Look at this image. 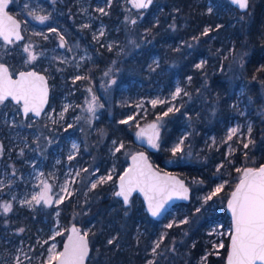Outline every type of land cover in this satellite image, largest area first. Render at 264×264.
Instances as JSON below:
<instances>
[{
	"label": "trees",
	"instance_id": "1",
	"mask_svg": "<svg viewBox=\"0 0 264 264\" xmlns=\"http://www.w3.org/2000/svg\"><path fill=\"white\" fill-rule=\"evenodd\" d=\"M128 1L113 0L109 15L104 19L110 28L109 36L116 38L119 43L110 50L95 43L88 29H84L83 32L87 33V36H84L83 32L80 33L67 18L66 15L75 11V0H58L55 7L50 3L46 5L54 18L62 17L63 24L72 30L69 43L80 38L81 44L91 47L93 57L85 62L83 68L87 79H81V83L96 89L98 77L106 68L115 64L116 71L122 67L123 73L119 74L120 80L114 86L112 94V111L102 114L96 123L97 126L104 130L108 140H116L125 145L120 152H117V157L121 156L124 150H141L134 141L137 133L135 121L120 123L126 120L129 110L126 106L130 102L128 100L133 99L135 92L132 87L133 81L142 83L147 89L150 73L148 68L152 66V58L155 55L160 57L164 72L169 67L176 66L175 59H178L177 63H183L176 75L182 80V84L186 83V76H191V93L195 94L198 90L208 87L209 92L205 94V98L209 100L200 103L204 95L200 92L196 94V101L185 110L169 113L168 116L163 117L161 145L159 149H147V152L156 168L178 174L189 184L195 179L207 180L209 174L215 172L214 166H206L205 172L201 165L185 163L182 159L183 154L173 155L170 149L180 138L182 130L189 128L191 132L184 145L195 153H201L203 151L201 148L205 146L204 142L209 135L219 137L227 129L233 118L231 104L238 99L237 92L241 91L240 96L247 105L249 114L253 113L255 116L250 134V139L254 142L249 143L248 148L237 149L227 159L224 148L219 157L213 155L216 162L221 160L225 163L223 166L224 173L227 174L225 176L227 183L219 195H224V199H228L241 177L237 169L255 168L264 163V113L261 111L264 91V0H250L246 12L239 11L229 0H154L150 8L141 10L143 15L136 19V24L127 22L130 29L135 28L136 33H133V36L123 28L125 23L123 7L132 8L134 13L137 11ZM208 2L211 3L210 6ZM209 7L212 9L211 13ZM11 12L22 21L27 39L32 37L40 44L47 42L45 35L31 27L22 7L13 2ZM207 28L210 29L208 35H203ZM138 35L147 38L142 39ZM182 42L185 45H180ZM123 48L132 50L126 63L127 70H124L125 64L122 62L126 57V50L124 54L118 53ZM226 50H230L232 55L234 53L241 55L239 63H236L238 79L234 91L231 90L228 80L231 71L228 73L226 70L228 59H223ZM201 58L206 60L202 69L196 67ZM9 62L17 70L24 67L22 57L14 49L13 57ZM229 63H232L230 59ZM219 67H222L223 71H219ZM37 69L44 71L42 68ZM158 77L168 86L169 83L172 84L175 74L172 77L168 75ZM50 84L52 95L49 108L59 92L57 78L50 76ZM158 110L162 114L166 108L159 107ZM239 114L238 111L236 115ZM140 116L144 117L142 122L156 121L157 118L156 111L148 108L146 115L140 114ZM4 143L8 147L6 138ZM210 150H216L215 146ZM128 162L129 158H121L119 174L124 172ZM113 193L114 189H107V185L97 187L91 192V200L87 205L82 204L81 201L74 202L73 198L76 195L61 205L51 208L30 210L15 204L11 212L0 215V248L7 240L17 241L20 237L32 239L41 234L46 238L50 237L56 223V211L59 209L58 217L64 226L68 227L76 223L82 225L84 229L91 228L89 237L92 255L88 264H147L151 258L156 264H184L185 257L174 256L168 247L186 236L183 231L186 225L166 229L162 222L148 215L140 197L135 196L132 205L125 207ZM108 194L109 198H107ZM134 203H138L139 207L135 208ZM223 220L230 222L225 210H223ZM21 229H24V232L19 235L17 231ZM164 232L166 236L158 250L160 255L153 256L154 243ZM65 238L61 236L62 243ZM186 238L187 246L183 247V251L191 252L189 264H194V260L199 258L206 248L204 234L194 231ZM109 240L114 242L109 244ZM164 249L166 251L162 253ZM227 253L228 242L218 258L209 256L210 263L226 264Z\"/></svg>",
	"mask_w": 264,
	"mask_h": 264
},
{
	"label": "rangeland",
	"instance_id": "2",
	"mask_svg": "<svg viewBox=\"0 0 264 264\" xmlns=\"http://www.w3.org/2000/svg\"><path fill=\"white\" fill-rule=\"evenodd\" d=\"M19 7H22L26 12L27 19L32 28H36L38 32H41L47 40L45 43L40 44L32 37L21 42L19 45L14 46V50L17 54L22 57V65L25 68L43 67L44 70L50 75L57 78L59 86L57 90L59 91L53 104L40 119L21 117V109L19 107H14L11 104H5L0 106V146H2V152H0V160L3 159L8 152L9 154L14 153L11 162H4V165L0 163V215H5L2 210V205L7 202L13 206L15 204L25 207L30 210H37L42 207H54L59 206L62 203H56V197L63 196L64 201L72 198L76 195L74 202L81 201L82 204L87 205L91 200L90 194L97 187L107 185V189L114 191L117 190V180L120 177L119 174V163L121 158H129L135 151L124 150L121 156L117 157V152L114 153L112 149L114 148L113 141L108 140L107 134L104 130L97 126V121L101 118L102 114L108 111H112V94L114 86L119 82V74L122 67L115 71V64L106 68L102 74L98 77L99 81L97 83L96 89L90 85H85L81 83L80 80H75L76 76L86 77V72L84 71L85 62L92 59V51L90 46H84L80 43V38L77 41H71L69 43L68 39L72 38V30L65 26L61 21L62 17L54 18L50 10L46 7L49 3L52 7L57 5L58 0H13ZM111 5L113 0H110ZM210 6L211 3L208 2ZM75 11L70 12L67 16L76 26V29L82 33L84 29H88L91 38L95 43L100 44L109 49H111L119 43L116 38H111L109 36V27L107 22L104 20L105 17L109 15L110 7H108V0H75ZM105 8L107 15H101L97 8ZM125 12V23L124 31L128 32L129 35L136 33L135 28H129L127 22L131 20H136L143 15L142 11L134 10L132 8L123 7ZM133 11V12H132ZM31 13L35 15H49V20L41 24L38 20L34 19ZM88 24L89 27H83ZM49 25H54L50 27ZM50 27V28H49ZM103 28L104 36L99 37V31ZM55 28L56 31H51ZM208 29V28H207ZM35 30V29H33ZM49 31V32H48ZM59 33V35H57ZM94 34L99 37V39H94ZM62 35L66 44L64 47H60L59 36ZM84 36H87L86 32H83ZM133 36V35H132ZM142 39L147 37L144 35H138ZM198 43V42H197ZM200 44V43H198ZM31 45L32 49L36 53H43L40 55L36 61H29L28 55L23 51L24 47ZM180 45H185L183 42ZM117 46V45H116ZM188 46V45H187ZM186 47V46H185ZM71 49V51H69ZM126 50V57L122 60L125 64L124 70H127L126 63L130 58L132 53L131 49H122L118 53L124 54ZM228 59V69L227 72L231 71L229 77L231 90L234 91L237 83V67L236 63H239L241 55L233 54L230 50H226ZM175 59V58H174ZM225 59V60H227ZM229 59L232 63H229ZM182 59H180L181 61ZM178 59H175L176 66L169 67L165 72L162 70V64L160 62V57L158 55L152 58V67L156 64L159 66L156 71H151L149 73V79L147 84V89H145L142 83H137L133 81L132 87H134L133 99L130 101L126 107H129L126 120L130 116H135L134 120H129L130 122L135 121L140 127H144L149 122H142L144 117L140 116L146 115V109L151 111H156V116L161 115L159 113V107L168 108V104L157 105L155 108L152 107L150 101L153 99H170L171 94L175 91L176 87H181L186 89L189 93L190 85L188 81V76L185 77V84H182V80L176 75L179 73V68L183 62L177 63ZM206 61L201 58L198 62ZM222 61V60H221ZM205 65V64H204ZM111 69V71H109ZM150 69V68H148ZM221 67H219L220 71ZM108 72V76L105 73ZM175 74L172 80V84L169 83L168 86L165 85V81L160 80L158 76H170ZM115 80L116 83L112 84L111 81ZM167 80V79H166ZM79 81V82H78ZM168 81V80H167ZM172 85V86H171ZM56 87V86H55ZM172 88V89H171ZM91 89V91H88ZM202 93L200 103H206L209 99L205 98L207 94L208 87L198 90L195 94L191 93V96H182L177 98L174 103L180 107V110H185L190 104L196 101L198 93ZM197 94V95H196ZM241 91L237 92L238 99L232 102L231 107L233 109L230 124L228 125L225 132L217 137L216 135H209L205 140V146L201 148L203 150L201 153H195L189 147L184 145L183 161L190 164H198L205 169L206 166H214V173L209 174L208 179H195L190 181V185L193 190V198L189 204H179L176 205L169 215L162 221V225L167 229L166 225L172 223L173 227L181 226L180 222L184 219H188L189 223L185 224L183 228L186 236L181 237L178 243H171L168 250L174 254L176 257H185L184 264L190 263V251H183V247L187 246V238L194 231H199L204 234V242L206 248L203 254L199 258L194 260V264H219L216 262L210 263L209 256H207L206 262L202 261L207 253H212L213 257L218 258L225 247L229 232L232 230L231 219L230 222L223 220V210L226 211V204L228 199H224V195L213 196L211 200L205 203L204 198L215 190L217 186L221 183H227L224 173L225 163L219 160L216 162L213 155L217 157L220 153L225 151V158H229L237 149L243 147L244 143H247L250 139L247 128L251 125V130L253 127L254 114H249V109L247 105L243 102L240 96ZM95 96L97 99V110L95 116L92 113L87 112L88 104L87 102ZM136 99L135 101H133ZM212 100V99H211ZM143 102V107H137V105ZM213 101H211L212 103ZM103 105V107H99ZM236 105V108H233ZM67 107V110L65 108ZM237 109V110H236ZM243 113L239 116L236 113ZM261 111L264 113V91H263V102ZM63 113V119L60 118V114ZM178 113V112H175ZM187 117V116H186ZM161 124L160 128V145L161 137L163 135V118L159 122ZM71 125V127H69ZM239 126L240 131L237 136H234L231 141L226 140V136L231 128ZM67 129V130H66ZM139 129L137 128V132ZM191 129L184 128L179 139L188 137ZM79 133V134H78ZM4 138L8 140V147L4 143ZM186 139L184 140L185 143ZM117 142V141H116ZM177 142V141H176ZM175 142V143H176ZM120 143V142H117ZM174 143V144H175ZM73 144L78 146V153H76V158L74 160H69L70 154L74 153ZM215 146L216 150H210ZM229 148L232 149L231 154H229ZM243 149H245L243 147ZM22 153V154H21ZM19 161V162H17ZM18 164V165H17ZM20 164V165H19ZM86 168L87 172H81L79 177H75V183L70 185V190L72 195L69 197L60 191L61 186L65 183L66 179H69L68 173H75L80 169ZM113 169L115 171L113 172ZM219 169V171H218ZM98 170V171H96ZM96 174L93 175V172ZM13 173H15L13 175ZM43 173V176H41ZM112 173L113 179L105 184L98 185L95 189L90 188V183L95 181L97 176H103ZM207 173L208 169H207ZM241 178V177H240ZM45 180L51 185L50 195L53 196V202L51 206L45 205L41 202L39 205L33 204L29 206L25 201L30 200L32 195L39 193L43 186L40 181ZM115 181V182H114ZM202 181V183H201ZM85 186V188H83ZM114 187V188H113ZM105 192L108 190H104ZM110 195H107L109 198ZM230 197V196H229ZM133 206L139 207L138 203H134ZM199 208L200 211L197 212L196 209ZM12 211V210H11ZM10 211V212H11ZM58 209L56 211V223L52 228V233L50 237H44V234L37 235L32 239L20 237L17 241L7 240L3 247L0 248V264H15L16 257H20L23 264H41L42 260H46L48 249L52 244H55L58 251H62L63 243L61 236L66 237L69 232V227L64 226L59 220ZM9 213V212H8ZM90 227L84 229L85 232L90 234ZM23 231L19 230L17 233L19 235L23 234ZM62 233L61 235H56V233ZM165 234V232L163 233ZM162 234V235H163ZM56 236L55 240H52V236ZM161 238V237H160ZM230 240V239H229ZM48 241V243H43ZM223 243V248L214 247V245H219ZM175 251H172V248ZM166 249L162 251L165 253ZM24 253H27L31 257L29 261ZM153 260V258L148 261Z\"/></svg>",
	"mask_w": 264,
	"mask_h": 264
},
{
	"label": "snow or ice",
	"instance_id": "3",
	"mask_svg": "<svg viewBox=\"0 0 264 264\" xmlns=\"http://www.w3.org/2000/svg\"><path fill=\"white\" fill-rule=\"evenodd\" d=\"M11 0H0V38H2L6 43H13V38L15 40H21V26L20 23L9 15L7 8ZM132 6L136 9H147L149 8L153 0H131ZM231 3L238 5L240 9H247L249 0H231ZM111 6L110 0H108V7ZM209 13H211V7H209ZM101 15H107L105 8H97ZM34 19L38 20L41 24L49 20V15H35L31 13ZM132 24H136V20L130 21ZM83 27H89L88 24H85ZM51 31L55 32L56 29L52 28ZM210 29H205L202 33L203 35H208ZM39 35L40 33H36ZM59 35V33H57ZM104 36L103 28L101 27L99 31V37ZM94 34V39H99ZM47 38V37H45ZM61 41L60 47H64L66 41L62 35L59 36ZM109 50L111 45L108 46ZM23 51L27 53L29 61H36L40 55L43 53H36L32 46L29 45L24 47ZM71 51V49H69ZM227 59V56L224 57ZM206 62L202 61L197 64L196 67L202 69ZM159 65L156 64L154 67L150 66L151 71H156V68ZM223 71V68L220 69ZM111 71V69L109 70ZM108 72L105 73V76H108ZM87 79V77L76 76L75 80ZM189 83L192 81V77L188 78ZM112 84H115L116 81L112 80ZM91 91V89H88ZM191 96V93L186 91V89L181 87H176L175 91L171 94L170 99H153L150 101L153 108L157 105L168 104L169 107L156 118V122L147 124L145 127H140L139 124H136V127L139 129L137 136L138 138L145 140L146 143L154 148L159 149L160 147V128L161 124L159 123L163 117L169 115V113L179 112L180 107L183 105L177 106L174 101L181 96ZM48 97V88L45 78L41 75H38L34 71L27 73L21 72L19 74V79H12V76L9 74V71L3 65H0V106H4L5 102L11 99L15 101L17 105L22 106L23 113L25 116L29 113H33L35 116H40L43 111L44 104L47 103ZM87 112L92 113L95 116L97 110V99L95 96L92 97L90 101L87 102ZM103 107V105H99ZM137 107H143V102H140ZM236 105H233V108H236ZM67 110V107L65 108ZM243 114L242 112L240 113ZM60 118L63 119V113L60 114ZM135 116H130L128 120H122L120 123L127 124L129 120H134ZM71 127V125H69ZM67 130V129H66ZM240 131L239 126L233 127L230 129L226 136L227 141H231L234 136H237ZM247 133L250 137L251 134V125H248ZM187 137L178 139L177 142L170 149L173 155L178 153H184V140ZM251 139L247 143L243 144L244 148H248L249 143H253ZM114 148L112 151L114 153L120 152L125 145L120 142L117 143L113 141ZM74 153L70 154L68 159L74 160L76 158V153H78V146L73 144ZM229 154H231L232 149L229 148ZM0 152H2V146H0ZM22 154V153H21ZM132 166L124 171L123 175L119 177L118 190L114 191V196L120 197L123 200L125 205L129 204L130 198L133 193L141 192L144 194L145 199L147 200L148 210L151 212L152 216H159L164 205L171 199H188V189L184 186L183 182L171 176L170 174L160 175L158 171H154L150 163H148L147 157L140 153L138 155H133ZM223 167V165H221ZM88 169L83 168L74 174L69 172L68 177L65 183L61 186L60 191L67 196L72 195L70 190V185L74 184L75 177H79L81 172H87ZM98 171V170H96ZM96 171L93 172V175L96 174ZM115 169H113V172ZM219 171V169H218ZM241 173V178L239 183L235 186V190L231 193L230 199L228 200V209L231 212L233 227L231 232L228 233L230 236V252L227 257V264H264V167L258 169L255 168H244L237 169ZM15 173H13L14 175ZM43 176V173H41ZM113 179L112 173L103 176H97L95 181L90 183V188L95 189L98 185L105 184ZM43 186L42 190L32 195L30 200L25 201L29 206L33 204L39 205L43 202L47 206H51L53 202V196L50 195L51 185L48 184L45 180L40 181ZM202 183V181H201ZM0 184H3V181H0ZM224 184L221 183L215 188L209 195H207L204 200L207 203L208 200H211L213 196L218 195L223 191ZM3 189L0 188V191ZM56 203H63L64 197L57 196ZM2 210L4 213H8L12 210V205L5 202L2 205ZM197 212L200 211L199 208L196 209ZM181 224H188V219H184L180 222ZM167 228H172L173 224L170 223L166 225ZM23 231V229H21ZM72 235L68 237L67 243L64 245L62 251H58L55 244H52L51 247L47 250L48 255L46 260H42L41 264H84L85 258L89 252L87 233L83 235L80 233V230L73 227L71 229ZM62 233L57 232L56 235H61ZM166 234H163L161 238L155 241L152 248V255H160L159 249L165 238ZM56 236H52L51 239L55 240ZM114 241L109 240L108 243L112 244ZM43 243H48L44 241ZM214 247L223 248V243L219 245H214ZM172 251H175V248H172ZM212 253H207L202 257V261L206 262L207 256ZM24 256L31 261V257L24 253ZM15 264H23V261L20 257H16ZM147 264H156L155 260H150Z\"/></svg>",
	"mask_w": 264,
	"mask_h": 264
},
{
	"label": "water",
	"instance_id": "4",
	"mask_svg": "<svg viewBox=\"0 0 264 264\" xmlns=\"http://www.w3.org/2000/svg\"><path fill=\"white\" fill-rule=\"evenodd\" d=\"M128 2H129L130 5H132L131 0H129ZM153 2H154V0H153ZM229 2L231 3V0H229ZM249 3H250V0H249ZM249 3H248V8H247V9H240V8L238 7V5H235V4H233V3H231V5L234 6L235 8H237V9H238L239 11H241V12H246V11L249 9ZM11 4H12V0H11V2H10L9 5H8L7 11H8V13H9V15L13 16V18L16 19V20L20 23V26H21V36L23 37V39H21V40H15V38H13V40H14V41H17V42H20V41H23V40L25 39V36H24V34H23V29H22V26H23V25H22V21H21L16 15H14V14L10 11V6H11ZM152 4H153V3H152ZM150 7H151V6H150ZM150 7H149V8H150ZM135 9H136V8H135ZM147 9H148V8H147ZM136 10H146V9H136ZM1 39H2V38H1ZM2 40H3V39H2ZM3 41H4V40H3ZM4 42H5V41H4ZM0 65H3L4 67H6V68L8 69L9 74L12 76V79H14V80H15V79H19V74H20L21 72L27 73V72H30V71H34V72H36L38 75H41V76H43V77L45 78V80H46V82H47V88H48V97H47V103L44 104L43 111L41 112V115H40V116H35L33 113H29V114H27V116H25V114L23 113V110H22V106L20 105V107H21V114H22V116H23L24 118H27L29 115H31L34 119H40V118H42V117L44 116V114L47 112L48 108H49V104H50V100H51V94H52V93H51V84H50V81H49V78H48L47 74L44 73V72L37 71V70H35V69H29V70H22V71H19V72L14 76V75L12 74L11 70L9 69V66H8L7 64H0ZM9 100L12 101L11 99H9ZM12 102H13L14 104H16L15 101H12ZM152 122H156V121H152ZM152 122H149V123H152ZM149 123H148V124H149ZM146 125H147V124H146ZM146 125H145V126H146ZM145 126H144V127H145ZM137 133H138V132H137ZM137 133L135 134L134 141H135V143L141 148V150L135 151L134 153H132V154L130 155L128 165H127V167H126V169H125L124 171H126L129 167L132 166V159H131V157H132L133 155H138V154H140V153H143V154L147 157L148 163H150V164L152 165L154 171H158L160 175H164V174H166V173H167V174H170L171 176H173V177H175L176 179H178V180H180L181 182H183L184 186L188 189V199L185 200V199H179V198H175V197H174L173 199L169 200V201L164 205L163 209L161 210L160 215H159V216H156V217L152 216L151 212L148 210L147 200L145 199L144 194L141 193V192H138V191H137V192L133 193L132 197L130 198V202H129V204H127V205L124 204L126 207H129V206L131 205L132 199H133L135 196H138V197H140V198L142 199V201H143V203H144V206H145V210H146V212L148 213V215H149L152 219L161 222V221H163V220L169 215V213L171 212V210H172L176 205H179V204H189V203L192 201V198H193V190H192L191 185L188 183V181H187L186 179H183L182 177H180L178 174H175V173H172V172H168V171H162V170H160V169H158V168H156V167L154 166V164L152 163V161H151V159H150V157H149V154H148V152H147V149H152V147H150V146L146 143L145 140H142V139L138 138ZM260 167H264V163H262V164H261L260 166H258V167H255V169H258V168H260ZM123 173H124V172H123ZM123 173H122L121 175H123ZM121 175H120V176H121ZM239 181H240V180H239ZM118 183H119V178H118V180H117V186H118ZM238 183H239V182H238ZM117 190H118V187H117ZM234 190H235V189H234ZM234 190H233V191H234ZM233 191H232V192H233ZM230 196H231V195H230ZM118 198L123 202L122 198H120V197H118ZM229 199H230V197H229ZM229 199H228V200H229ZM227 204H228V201H227ZM227 204H226V212H227L228 216H229L230 219H231V225H232V227H233V221H232L231 212H230V210L228 209ZM73 227L79 229V230H80V233H81L82 235H83L84 233H86L85 230L83 229V227H82L81 225H78V224H76V223L71 224V226L69 227L68 235L66 236V238H65V240H64V242H63V247H64V245L67 243L68 237H69L70 235H72L71 229H72ZM87 239H88L89 252H88L87 257L85 258L84 264H88V262H89V260H90V258H91V254H92V246H91V241H90V238H89L88 234H87ZM63 247H62V250H63ZM229 252H230V240H229V243H228V253H227V257H228ZM227 257H226V264H227Z\"/></svg>",
	"mask_w": 264,
	"mask_h": 264
},
{
	"label": "flooded vegetation",
	"instance_id": "5",
	"mask_svg": "<svg viewBox=\"0 0 264 264\" xmlns=\"http://www.w3.org/2000/svg\"><path fill=\"white\" fill-rule=\"evenodd\" d=\"M12 4H13V0H12ZM12 4H11V6H10V11H11V7H12ZM23 25V24H22ZM22 29H23V26H22ZM23 34H24V36H25V39L23 40V41H20V42H17V41H14L13 40V43H11V44H8V43H6V42H4L1 38H0V64H7L8 66H9V69L11 70V72H12V74L15 76L19 71H22V70H29V69H35V70H37V71H40V72H44V73H46L47 74V76H48V78H49V81H50V75L44 70V68L43 67H35V66H32V67H30V68H25V67H23V68H20V69H14L13 67H12V65L10 64V62H9V60H11L12 59V57H13V48H14V46L16 45V44H18V43H21V42H24L27 38H26V35H25V33H24V31H23ZM37 68H42L44 71H41L40 69H37ZM51 93H52V89H51ZM52 95V94H51ZM11 104L12 106L14 105L15 107H19L20 109H21V107H20V105H17V104H14L12 101H10V100H8V101H6L5 102V104ZM33 118L31 115H29L27 118ZM24 118V117H23ZM24 119H26V118H24ZM9 143V142H8ZM13 156H14V153H12V154H9V152L5 155V156H3V159L2 160H0V163L1 164H3L4 165V162H6L7 161V163H9V162H11V159H13ZM17 162H19V161H17ZM18 165V164H17ZM20 165V164H19ZM133 200V199H132ZM124 204V203H123ZM131 205H132V202H131ZM130 205V206H131ZM125 206V205H124ZM129 206V207H130ZM126 207V206H125ZM162 222V221H161ZM82 226V225H81ZM83 227V226H82ZM84 229V228H83ZM89 236V235H88ZM90 238V237H89ZM91 241V240H90ZM92 255V254H91Z\"/></svg>",
	"mask_w": 264,
	"mask_h": 264
}]
</instances>
